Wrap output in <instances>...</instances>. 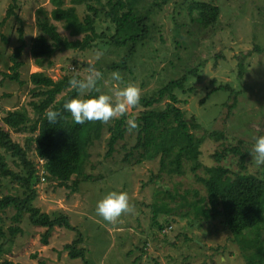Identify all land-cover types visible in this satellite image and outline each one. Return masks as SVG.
I'll return each mask as SVG.
<instances>
[{"label":"rangeland","instance_id":"374dc122","mask_svg":"<svg viewBox=\"0 0 264 264\" xmlns=\"http://www.w3.org/2000/svg\"><path fill=\"white\" fill-rule=\"evenodd\" d=\"M164 0H146L144 8ZM104 5L106 0H103ZM196 3H207L220 8L218 21L205 28L197 13H190ZM11 0H0V34L9 37L5 44L0 40V128L7 132L12 141L24 148L28 160L39 171L35 183L36 207L51 216L65 214L70 223L83 236L77 249L85 250V259L73 261L64 246L76 241L78 232L56 227L51 232L49 245L42 244L48 229L30 225L25 216L19 235L9 254L3 256L0 264L12 261L20 264H247V253L234 241L231 232L224 226L223 219H198L192 209H184L178 215L160 214L158 218L163 229L154 224V207L161 209L165 203L174 207L167 191L182 195L186 190L198 191L207 196L206 188L190 172L184 177H172L161 171L160 159L136 164V159L127 157L138 142L137 134H128L121 141L112 156L108 141V126L101 140L90 148V159L86 173L92 181L79 185V192L57 188L54 182L43 177L44 161L36 152L32 138L36 134L16 133L5 125L3 119L9 111L28 109L31 118L34 111L29 105L39 101L32 96L34 86L30 76L46 73L53 80L65 75L78 74L85 77L90 68L99 71L104 81L103 92L112 94L117 87L128 83L136 84L141 98L152 96L174 79L189 76L184 91H177L178 106L188 119L195 118L202 130L198 136L208 133H222V140L206 139L201 147L200 161L204 167L223 166L234 175H255L264 179V166L251 162L249 153L254 137L264 135V0H169L162 9L156 7V17L151 25L150 40L142 45L129 63V70L119 72L122 80L111 77L110 66L121 63L127 50L110 46L114 26L104 14L97 18L96 28L104 38L98 47L87 52L68 51L54 57L52 67H38L30 48L32 39L40 35L36 25L37 10L51 13L55 7L51 0H18L19 19L11 17L3 22ZM66 7H74L71 0ZM80 19L94 14L86 3L76 5ZM59 33L76 40L64 29V23L52 21ZM24 28L25 46L18 62L23 85L9 79L14 62L12 56L21 45L18 29ZM83 37H79L82 39ZM103 55L97 59L95 53ZM61 96L59 97V99ZM169 102V101H168ZM152 109L164 110L168 103ZM145 109L130 108L128 115L139 116ZM119 118V117H116ZM239 148L248 159L241 168V157L229 153L221 163L214 155L226 149ZM8 168L14 173L27 175L25 166L0 148ZM206 177V173L199 172ZM233 175V176H234ZM70 185H73L71 183ZM126 191L132 211L123 214L110 223L95 213L96 202L108 191ZM23 196L24 191L13 178L0 174V197ZM180 203H185L177 198ZM156 205V206H155ZM15 210L2 215L6 227L12 225ZM253 236L245 240L250 248ZM10 247V245H9Z\"/></svg>","mask_w":264,"mask_h":264},{"label":"trees","instance_id":"16d2710c","mask_svg":"<svg viewBox=\"0 0 264 264\" xmlns=\"http://www.w3.org/2000/svg\"><path fill=\"white\" fill-rule=\"evenodd\" d=\"M67 0H51L55 9L49 13L43 8L37 10L36 25L40 35L32 39L30 52L38 67H52L56 55L68 51L87 52L98 47L99 39L104 38L97 32L96 23L100 14H104L114 26L110 37L112 48L127 50L121 63L110 66L111 71L126 72L129 63L136 56L139 48L147 43L152 34L151 25L156 17V7L162 9L169 0L152 4L144 8L146 0H71L74 7H66ZM86 3L87 8L94 14L80 19L76 5ZM18 0H11V4L3 22L11 17L19 19L17 9ZM190 13H197L198 22L205 28L214 25L220 17V8L207 4L196 3L190 7ZM56 21L64 23V29L76 40H70L62 36L56 25ZM21 45L16 48L12 61L13 74L9 79L23 85L20 79L19 69L23 63L18 62L25 46L24 28L18 29ZM79 37H83L79 39ZM0 40L5 44L10 42L9 37L0 34ZM83 78L81 75H65L60 80H53L46 73L39 72L30 76V82L34 86L32 96L39 101H32L29 105L34 111L31 118L28 109L9 111L3 119L6 126L16 133L36 134L32 141L36 146L38 157L44 161L43 177L52 180L57 188L70 189L71 193L79 192L81 182L92 181L93 177L86 173V167L90 159V148L96 141L101 140L107 123L100 121H88L84 124H76L70 113L63 109L66 100L75 97L78 93L69 87V79L72 76ZM189 76L182 79H174L162 87L152 96L140 98L137 109L145 110L137 117L139 127L129 132L126 126L125 116L115 118L112 125L108 126L110 133L107 156H112L117 145L126 139L128 134H137L138 142L127 157L135 158L136 164L160 159L161 171L172 177H184L188 172L192 173L196 180L206 188L207 196H200L198 191L186 190L182 195L177 191L173 194L167 191L165 194L172 200L174 207L163 204L161 209L154 207L153 221L160 229H163L158 218L160 214L168 216L178 215L184 209H192L198 219H223L224 226L231 232L234 241L247 253V264H264V179L255 175H234L223 166L204 167L200 161L201 147L206 139L222 140V133H208L198 136L196 132L202 127L193 117L188 119L186 113L178 106L177 91H184ZM99 87L103 92L104 81L99 80ZM90 95H97L92 92ZM61 98L59 99V97ZM168 102L164 110L152 109L154 106ZM46 110H56L61 113V118L56 123H49L45 115ZM0 148L8 152L13 158L19 159L27 170V175L14 173L8 168L6 158L0 153V174L13 178L20 184L24 191L23 196L6 195L0 197V260L9 254L14 240L23 234L21 224L28 216L30 225L47 228L46 235L42 238L44 246L49 245L51 232L60 227L66 230L78 232V239L64 246V251L69 253L73 261L85 259V250L77 249L83 242L82 234L71 225L70 219L65 214L51 216L36 207L37 191L35 183L39 176L36 166L28 160L27 152L12 141L9 134L0 128ZM229 153L241 157V168L245 170L244 162L249 154L244 155L239 148L226 149L222 153L214 155L216 162L221 163ZM206 173V177L199 172ZM234 175V176H233ZM73 183V185H70ZM180 198L185 203L177 201ZM156 206V205H155ZM15 210L10 219L12 225L6 227L5 218L2 215L9 210ZM253 236V244L250 248L245 246V240ZM10 245V247H9ZM4 264H20L5 261Z\"/></svg>","mask_w":264,"mask_h":264},{"label":"clouds","instance_id":"9594fccd","mask_svg":"<svg viewBox=\"0 0 264 264\" xmlns=\"http://www.w3.org/2000/svg\"><path fill=\"white\" fill-rule=\"evenodd\" d=\"M103 55V51L95 53L97 59ZM111 77L114 81H121L122 77L118 71L112 72ZM102 74L95 70L79 78L72 76L69 79V87L78 94L66 100L63 109L70 113L72 120L76 124H84L88 121H100L108 123L116 117L125 116L129 109L139 104L141 98L140 88L133 83H128L124 87H117L113 93L106 94L99 87V80ZM95 92L97 95H90ZM49 123H56L61 118V113L56 110H46L45 113ZM127 130L131 132L139 127L135 116H128L125 121ZM254 144L249 152L252 160L258 167L264 166V135L254 137ZM129 195L126 191H108L100 200L96 202L95 213L104 221L114 223L123 214L131 212Z\"/></svg>","mask_w":264,"mask_h":264}]
</instances>
